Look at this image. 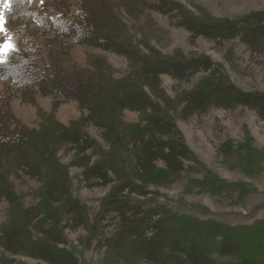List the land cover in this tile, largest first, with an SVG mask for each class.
Listing matches in <instances>:
<instances>
[{
	"label": "trees",
	"instance_id": "obj_1",
	"mask_svg": "<svg viewBox=\"0 0 264 264\" xmlns=\"http://www.w3.org/2000/svg\"><path fill=\"white\" fill-rule=\"evenodd\" d=\"M96 2L84 0L72 9L61 6L59 14L42 19L34 31L29 29L34 15L29 0H12L4 15L12 50H6L0 62V79L8 80L24 102L33 103L37 94L49 97L55 105L73 100L85 115L68 126L47 121L42 131L10 128L14 113L8 97L0 95V198L7 197L11 203L10 218L0 228V264L12 262L3 252L47 264H79L71 251L58 247L67 244L66 228L88 222L85 205L72 194L69 165L81 170L86 187L110 185L90 227L93 233L100 230L96 245L103 249V264H264V216L250 224H227L136 199L155 193L149 186L177 176L195 160L171 115L177 106L181 119L214 105L252 107L263 118L264 93L243 91L217 79L215 64L208 57L167 56L153 48L143 53L125 35L124 23L117 17L98 21ZM122 2L125 9L148 7L175 18L192 36L239 38L250 50H264V10L220 21L195 19L170 0ZM98 3L97 7L104 8L108 1ZM70 38L125 57L130 71L116 79L102 60L95 61L90 71L82 69L70 56ZM199 71L209 75L175 100L164 93L160 75L189 81ZM126 109L137 112L138 121H125L122 111ZM86 125L101 130L106 146L90 135ZM61 144L73 151L67 165L56 156ZM231 148L230 143L222 146L236 149ZM200 166L204 174L190 179L200 190L221 194L237 186L246 191ZM19 171L41 185L37 203L28 208L8 188V174ZM102 228L110 231L103 233Z\"/></svg>",
	"mask_w": 264,
	"mask_h": 264
},
{
	"label": "rangeland",
	"instance_id": "obj_2",
	"mask_svg": "<svg viewBox=\"0 0 264 264\" xmlns=\"http://www.w3.org/2000/svg\"><path fill=\"white\" fill-rule=\"evenodd\" d=\"M84 0H29L34 12L29 24L30 30H37L42 19L50 20L52 15L59 14V7L72 9ZM92 3L93 0H86ZM98 21L101 23L111 19L112 15L124 23L125 35L135 43L143 53L153 48L163 55H200L214 62V75L223 82L233 83L236 87L247 92L264 93V50H250L239 38L217 40L203 35L192 36L185 28L177 25L175 18L151 10L148 7L131 9L124 8L122 0H106L107 6L97 7ZM179 4L195 19L228 20L264 10V0H170ZM0 10L7 13L10 5L0 4ZM5 31L0 32V45L9 43L8 25L4 21ZM70 56L73 62L86 71L92 70L97 60H102L109 67L116 79L123 78L130 71V63L125 57L98 47L74 42L72 38ZM6 50L0 51V60ZM209 75V72L199 71L189 81H178L168 75H160L161 87L172 100ZM8 97V104L14 113L15 121H10V128L24 126L42 131L43 124L68 126L73 121L85 115V110L76 101H67L55 105L49 97L37 94L33 103L22 101L19 92L9 87V81L0 79V95ZM159 101V100H158ZM179 106L171 112L183 140L194 154L195 160L177 176L157 185L149 186L151 191L145 197L136 198L145 205L164 206L172 211L194 215L198 218H212L227 224H247L264 216V117L255 108L235 105L223 108L214 105L203 113H197L187 119L178 116ZM122 118L127 122L138 121V113L123 110ZM56 124V125H57ZM86 130L100 144L106 146L101 137V130L92 125H86ZM230 143L233 149L224 150L222 146ZM249 145V149L241 145ZM251 148H255L254 153ZM222 149V150H221ZM58 160L67 165L72 160L73 151L67 145L61 144L56 149ZM255 160L258 164L253 161ZM215 173L227 182L237 186L221 194H211L200 190L190 182L191 178H200L205 169ZM71 178L72 194L84 205L87 213V224L76 229L66 228L67 244L59 248L71 251L79 264H103V249L96 245L99 231L93 233L90 227L101 208V200L108 192V186L86 187L81 178V170L68 166ZM9 191L16 196L19 203L28 208L35 205L39 199L40 182L35 178L19 171L8 174ZM11 203L7 197L0 198V228L10 218ZM103 223V222H102ZM33 235H37L33 226ZM103 233L110 229L102 228ZM0 248V255H2ZM5 257L12 260L11 264H47L46 262L22 254L3 252ZM144 264V263H136Z\"/></svg>",
	"mask_w": 264,
	"mask_h": 264
},
{
	"label": "snow or ice",
	"instance_id": "obj_3",
	"mask_svg": "<svg viewBox=\"0 0 264 264\" xmlns=\"http://www.w3.org/2000/svg\"><path fill=\"white\" fill-rule=\"evenodd\" d=\"M11 3H12V0H0V4L4 6L10 5ZM3 25H4V12L0 10V32L5 31ZM3 50L11 51L12 50L11 44L6 42L4 45H0V51H3ZM0 62H3V61L0 60Z\"/></svg>",
	"mask_w": 264,
	"mask_h": 264
}]
</instances>
